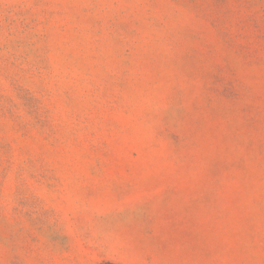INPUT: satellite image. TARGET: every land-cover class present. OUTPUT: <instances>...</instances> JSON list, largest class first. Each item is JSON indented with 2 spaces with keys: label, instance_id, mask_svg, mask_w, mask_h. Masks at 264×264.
Instances as JSON below:
<instances>
[{
  "label": "rangeland",
  "instance_id": "obj_1",
  "mask_svg": "<svg viewBox=\"0 0 264 264\" xmlns=\"http://www.w3.org/2000/svg\"><path fill=\"white\" fill-rule=\"evenodd\" d=\"M0 264H264V0H0Z\"/></svg>",
  "mask_w": 264,
  "mask_h": 264
}]
</instances>
